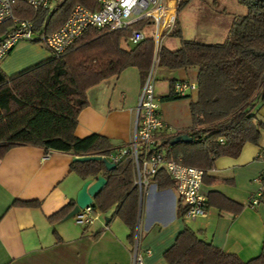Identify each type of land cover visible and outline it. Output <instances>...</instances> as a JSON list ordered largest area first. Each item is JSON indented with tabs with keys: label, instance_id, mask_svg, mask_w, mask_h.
Segmentation results:
<instances>
[{
	"label": "trees",
	"instance_id": "obj_1",
	"mask_svg": "<svg viewBox=\"0 0 264 264\" xmlns=\"http://www.w3.org/2000/svg\"><path fill=\"white\" fill-rule=\"evenodd\" d=\"M247 13L233 19L223 43H204L184 39L181 30H174L180 47L169 50L159 46L155 55L152 38L125 47L129 32L88 29L59 57L39 61L12 75L0 68V157L15 146L32 145L46 150L62 151L75 156L109 157L114 148L107 137H77L78 115L88 105L87 90L101 81L121 74L129 67L139 71L144 82L156 65L170 70L197 68V91L189 97L191 124L164 143L168 153L182 163L211 169L220 156L239 155L245 143L257 144L264 123L256 116L264 104V0H237ZM188 0L180 3L178 11ZM93 9L96 0H63L54 9L34 10L21 1L14 5V14L34 22L36 30L51 33L68 19L75 5ZM7 23L0 27V37ZM166 100L176 97L172 93ZM187 134L191 141L175 142ZM72 171L82 179L102 175L107 183L93 197L94 213L114 207L113 216L130 230L133 240L139 222L141 203L134 185L132 161L125 157L108 169L102 160L73 161ZM151 182L159 189L175 183L163 169ZM229 203V201L227 202ZM16 205L38 207V201H17ZM75 206L70 201L50 216L55 224L63 220ZM236 209L240 207L234 204ZM187 207L181 211L185 214ZM57 241L62 239L56 232ZM99 233L95 234L97 237ZM168 264H264V243L259 256L243 261L203 241L191 228H184L174 244L164 252Z\"/></svg>",
	"mask_w": 264,
	"mask_h": 264
},
{
	"label": "crops",
	"instance_id": "obj_2",
	"mask_svg": "<svg viewBox=\"0 0 264 264\" xmlns=\"http://www.w3.org/2000/svg\"><path fill=\"white\" fill-rule=\"evenodd\" d=\"M234 18L226 23L232 24ZM230 27L226 29V37ZM171 46L174 47H163L176 50L180 43ZM44 47L22 42L0 62V68L8 75L17 73L50 57ZM162 72L169 81L158 95L161 101L165 100L160 102L164 110L161 114L173 126L177 124L176 114L180 113L173 112L177 108L175 103L181 100L164 98L171 93L175 80L196 82L197 68ZM143 84L138 69L129 67L90 87L86 94L88 105L78 115L75 135L81 140L101 135L110 140L114 152L122 149L134 133L135 111ZM195 96L196 93L190 94L191 98ZM186 99L188 109L184 115L188 121L177 125L182 126L175 128L179 132L191 124L190 98ZM256 116L264 123V104L257 108ZM262 152L264 129L259 142L245 143L238 156L214 160L201 187L207 200V213L203 217L191 219L182 214L184 205L175 184L162 190L150 182L138 222L141 247L150 250L144 256L145 264H168L164 252L186 227L203 241L243 261L259 256L264 243V159L259 157ZM74 157L30 144L15 146L0 157V264H132L130 229L113 216L114 207L105 213H93L95 218L89 224L79 221L77 215L76 219L64 218L55 224L47 221L48 216L75 201L85 181L71 169ZM258 194L262 196L261 202L251 205V199ZM18 200L38 201L39 206H18ZM54 232L61 241H57Z\"/></svg>",
	"mask_w": 264,
	"mask_h": 264
},
{
	"label": "built area",
	"instance_id": "obj_3",
	"mask_svg": "<svg viewBox=\"0 0 264 264\" xmlns=\"http://www.w3.org/2000/svg\"><path fill=\"white\" fill-rule=\"evenodd\" d=\"M23 2L34 10L48 8L52 0H0V27L10 23L6 33L0 37V62L22 42H38L54 57L61 56L88 29L106 31L127 30L129 35L125 44L130 47L152 38L155 44V55L159 50L160 38L174 31L179 0H96L93 9L83 5H75L64 24L51 33L36 30L34 22L17 17L14 5ZM153 69V68H152ZM151 73L145 79L134 123V133L130 142L106 158L115 165L129 157L134 172V185L138 191L140 203L151 178L163 169L174 181L176 190L187 210L186 218L195 219L207 213V200L201 193L205 170L182 163L173 158L164 146L165 141L174 137L179 131L168 124L161 114L158 98ZM197 91V83L190 80H175L172 93L176 97H184ZM264 159V152L259 154ZM259 178L258 180H260ZM261 194L251 199V205L261 202ZM93 210L88 207L77 214L78 220L91 223ZM132 241V264H145L144 256L149 249L141 247V235L137 226Z\"/></svg>",
	"mask_w": 264,
	"mask_h": 264
},
{
	"label": "rangeland",
	"instance_id": "obj_4",
	"mask_svg": "<svg viewBox=\"0 0 264 264\" xmlns=\"http://www.w3.org/2000/svg\"><path fill=\"white\" fill-rule=\"evenodd\" d=\"M62 1L63 0H52L50 10L54 9ZM179 1L182 3L184 0ZM246 13V7L241 5L237 0H188V2L184 4L177 12L174 30H181L182 36L188 40L203 41L206 43H215L217 41L223 43L227 33L226 29L231 26V24H227L226 22H230L233 17L244 15ZM23 43L42 46L38 42L27 41ZM172 43H180V39L174 36L173 32L170 34L165 33L160 38L159 45L174 47L171 46ZM122 45L128 47L125 44V41L122 43ZM45 50L47 49L45 48ZM154 58L157 59L156 57ZM161 70H164V72L169 71V69L165 67L156 65L155 62L151 77L155 87V95L158 98L159 103L165 101H161L158 95L162 91V87L168 86L169 81L167 78H164L163 72ZM195 93L196 92H193V96ZM186 98L183 97L176 99L181 101L175 103L177 108L173 112L180 111V113L179 115L176 114L177 116H175L177 124H172L174 128L182 127L177 125H185L188 121V116L184 115V113L187 111L186 109H188V99ZM73 218L76 219V216Z\"/></svg>",
	"mask_w": 264,
	"mask_h": 264
},
{
	"label": "water",
	"instance_id": "obj_5",
	"mask_svg": "<svg viewBox=\"0 0 264 264\" xmlns=\"http://www.w3.org/2000/svg\"><path fill=\"white\" fill-rule=\"evenodd\" d=\"M155 62L156 59H154L153 65L155 64ZM191 140L192 138L190 136H188L187 134H182L175 139V142L178 143ZM73 160L79 162L102 160L108 169H114L116 167L114 163L109 162L106 158H103L100 155L76 156ZM106 183L107 180L102 175L97 176L96 180L93 178L85 179L83 185L76 195L75 206H73V209H71V211L66 215L65 219H68L70 217L72 218L73 216L79 214L82 210L90 207L93 204V197L97 194V192L103 189Z\"/></svg>",
	"mask_w": 264,
	"mask_h": 264
}]
</instances>
